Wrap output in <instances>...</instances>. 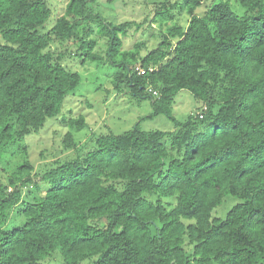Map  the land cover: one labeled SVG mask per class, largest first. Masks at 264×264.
<instances>
[{"label": "trees", "instance_id": "trees-1", "mask_svg": "<svg viewBox=\"0 0 264 264\" xmlns=\"http://www.w3.org/2000/svg\"><path fill=\"white\" fill-rule=\"evenodd\" d=\"M94 3L68 0L64 14L43 33L52 16L46 0H0V156L61 117L66 98L82 83L62 64V55L49 51L54 42H80L84 62L108 59L120 71L116 82L150 100L152 117L167 116L176 130L142 132L137 126L119 136L108 133L83 159L43 174L25 160L16 174L21 178L0 185V264H44L56 253L64 264L94 257L95 264H259L264 0H239L243 16L229 0L210 5L203 16L204 0L162 3L155 20L186 11L188 26L169 29L143 57L140 43L123 51L122 36L136 24L108 22L94 12ZM93 24L97 36L107 39V58L95 52ZM138 66L146 73L140 75ZM184 90L204 110L179 124L174 104ZM62 122L78 132L86 126L84 116ZM73 134L63 139L65 151L77 147ZM27 187L41 196L24 201ZM228 196L241 203L225 220L213 218ZM15 209L22 225L10 230Z\"/></svg>", "mask_w": 264, "mask_h": 264}, {"label": "rangeland", "instance_id": "rangeland-1", "mask_svg": "<svg viewBox=\"0 0 264 264\" xmlns=\"http://www.w3.org/2000/svg\"><path fill=\"white\" fill-rule=\"evenodd\" d=\"M180 1L182 0H95L91 6L95 13L101 14L108 22L115 25L134 22L136 25L132 28L127 27V32L122 36L123 51L132 50L136 43H140L141 57H143L156 49L162 40V35L167 34L175 25L187 28L190 16L186 11L182 13L179 10L173 11L175 15L173 20L169 17L154 19V11L160 4L166 2L173 6ZM221 1L204 0L199 15L203 16L210 5ZM229 1L235 14L238 16L245 14V9L240 5L239 0ZM46 2L52 10V16L45 25L43 33L54 26L56 20L64 14L68 4V0H46ZM137 25H140L139 30ZM93 29L94 34L91 38L97 41L95 52L107 58V39L97 36V25L93 24ZM80 44L72 41L54 42L49 49L56 57L62 55V64L72 72L79 73L82 76V83L66 98L61 117L50 119L40 133L10 145L7 152L0 156V185L7 184L9 179L14 178L18 167L25 160L34 165L36 173L43 174L72 160L83 159L85 155L97 149L96 140L108 133L119 136L137 126L142 132L170 134L176 130L175 123L167 116L152 117L154 110L150 100L132 96L125 83L116 82V76L120 71L108 59L104 62H84L86 54L83 50H79ZM114 59L121 60L117 57ZM116 84L121 88L119 91L116 89ZM203 110V104L189 91L184 90L176 95L174 116L179 124L187 123L190 117H197ZM81 116L85 117L86 126L79 132L62 122L63 118L69 120ZM69 132L74 133L77 147L65 151L63 139ZM16 176L21 178L22 175ZM35 181L40 186H44L39 176ZM39 196L41 193L33 187L24 189V201L32 202ZM238 203H241V200L232 196L226 197L224 203L214 211L213 218L225 220L228 212ZM100 224L103 227L106 221H101ZM21 225L22 219L15 209L11 212L7 228L13 230ZM186 249L188 252L191 251V247L186 246ZM96 261V257L88 258L81 264H95ZM44 264H64V261L61 255L56 253L53 259ZM259 264H264V258Z\"/></svg>", "mask_w": 264, "mask_h": 264}, {"label": "built area", "instance_id": "built-area-1", "mask_svg": "<svg viewBox=\"0 0 264 264\" xmlns=\"http://www.w3.org/2000/svg\"><path fill=\"white\" fill-rule=\"evenodd\" d=\"M151 71H153V69H150ZM136 71L140 74V75H143L146 73V71L144 69H142L140 66H138L136 68ZM157 95V93H155ZM201 118H203V116H201Z\"/></svg>", "mask_w": 264, "mask_h": 264}]
</instances>
